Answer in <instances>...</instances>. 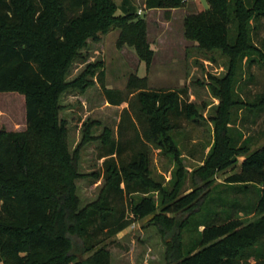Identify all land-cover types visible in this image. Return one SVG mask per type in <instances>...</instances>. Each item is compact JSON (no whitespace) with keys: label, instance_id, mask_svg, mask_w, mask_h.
I'll use <instances>...</instances> for the list:
<instances>
[{"label":"trees","instance_id":"1","mask_svg":"<svg viewBox=\"0 0 264 264\" xmlns=\"http://www.w3.org/2000/svg\"><path fill=\"white\" fill-rule=\"evenodd\" d=\"M184 1L144 0V6L172 9ZM207 2V9L186 14L184 33L201 48L225 55L228 72L212 118L215 142L197 173L209 182L215 169L243 155L240 170L225 181L243 189L258 186L255 209L244 214L257 211L260 217L209 224L199 243L185 250L176 228L185 227L210 195L200 187L181 193L184 167L173 130L183 119L196 118L197 107L188 101L185 87L146 89V76L138 73L129 77L128 87L136 92L127 101L106 86L103 70L99 79L106 99L126 106L118 135H101V190L81 206L78 153L69 151L67 127L59 115L68 86L64 74L87 38L112 28L120 29V41L135 45L148 68L155 50L147 40L146 21L129 0L121 6L116 0H0V92L21 93L26 111L23 129L0 128V264H110L101 234L112 236L149 215L163 233H174L167 252L170 264H264V256L254 249L264 235V143L252 151L248 145L237 147L227 129L231 108L239 102L231 88L241 64L257 63L264 69V37L259 43L254 39L264 27V0ZM251 104L263 108L264 93ZM150 145L173 159L171 188L151 174ZM183 209L190 214L177 221L175 212ZM76 244L89 253L86 258L72 253Z\"/></svg>","mask_w":264,"mask_h":264},{"label":"rangeland","instance_id":"2","mask_svg":"<svg viewBox=\"0 0 264 264\" xmlns=\"http://www.w3.org/2000/svg\"><path fill=\"white\" fill-rule=\"evenodd\" d=\"M116 1L121 6L124 0ZM129 1L146 21L147 40L155 50L150 66L147 68L134 44L119 40L120 29L112 28L105 33L98 31L96 39L87 38L64 74L68 86L60 98L62 108L59 115L67 127L68 149L71 153L75 150L78 153L81 176L76 180L77 193L81 206L97 198L103 185V158H99L101 135L104 131L118 135V125L126 106L125 102L121 105L108 102L99 79L100 71L105 73L106 86L121 92L127 101L136 92L128 87L129 77L135 73L146 76V89L185 87L188 101L196 105L199 114L193 119H183L181 126L173 130L184 167L181 193L200 187L202 192L210 195L202 209L190 215L185 227L176 228L183 248L188 250L199 243L203 228L209 224L222 223L229 218L248 222L261 215L257 211L244 214L255 209L259 198L257 185L251 184L243 189L225 181L229 174L240 169L243 155H238L234 164L215 169L209 182L197 173L206 165L215 142L212 118L221 101L219 91L222 90L221 79L228 72V58L220 51L210 52L201 48L196 41L185 36L184 17L207 9V0H187L182 6L172 9H146L144 0ZM117 13H122L120 8ZM262 37L264 27L257 31L254 39L259 43ZM231 90L239 102L231 108L228 134L237 147L248 145L252 151L264 143V107L251 104L257 103L264 93V69L257 63L251 66L247 62L242 63ZM25 114V100L21 93L0 92V128L23 129ZM125 127L128 136H132L133 131L128 129L129 121ZM149 160L152 176L171 188L175 169L172 157L150 145ZM151 194L158 195L157 192ZM189 210L175 212L177 221L188 217ZM101 237H104L102 244L110 251V264H170L167 252L174 242V233H163L152 215L132 222L112 236L101 234ZM254 249L264 256V235ZM72 253L81 259L89 255L82 252L77 244Z\"/></svg>","mask_w":264,"mask_h":264},{"label":"crops","instance_id":"3","mask_svg":"<svg viewBox=\"0 0 264 264\" xmlns=\"http://www.w3.org/2000/svg\"><path fill=\"white\" fill-rule=\"evenodd\" d=\"M117 2V1H116ZM240 170V169H239Z\"/></svg>","mask_w":264,"mask_h":264}]
</instances>
